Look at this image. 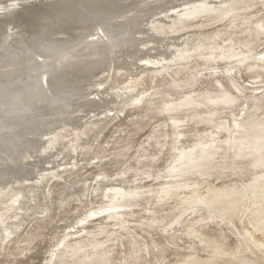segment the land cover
<instances>
[{
    "label": "bare ground",
    "instance_id": "1",
    "mask_svg": "<svg viewBox=\"0 0 264 264\" xmlns=\"http://www.w3.org/2000/svg\"><path fill=\"white\" fill-rule=\"evenodd\" d=\"M149 1L158 5L143 8ZM174 1L40 0L30 4L25 0L18 12L14 3L0 5V207L12 204L11 216L0 219V262L9 248L17 250L21 244L18 253L24 259L43 240L49 225L61 216L88 213L92 210L87 207L89 201L113 197L111 201L117 202L120 196L145 193L142 181L161 168L165 174L156 183L159 199L137 197L139 206L151 204L155 221L141 230L144 240L135 235L131 241L126 228L111 231L103 223L99 235L85 238L84 247L59 264H162L164 254L178 249L168 245L164 222L172 211L186 212L187 205L190 215L202 212L203 217L191 218L187 227L179 228V222L181 230H177L187 231V246L195 240L197 251L208 255V240L213 246L222 235L226 243L230 239L217 209H223L222 214L228 210L227 216L236 220L250 199L257 211L264 210V149H257L264 148V90L247 92L248 87L240 82L245 75L252 83L264 76V50L257 51L264 43V0H223L218 8L219 0L214 8L204 6L209 0H190L186 5H193L192 9L171 12L169 4ZM44 2L49 6L43 7ZM254 2L260 3L258 10L247 7ZM218 15L223 16L224 24L215 30L207 32L204 23H199ZM19 18L23 30H17L14 23ZM191 22L197 25L182 29ZM92 27L102 30L101 35H93ZM143 27L151 29V39L139 46L132 31ZM12 34H16L14 40L3 46ZM230 34L233 36L225 37ZM56 35L61 37L54 39ZM211 47L219 51L205 52ZM218 57L231 61L213 64ZM234 67L238 69L235 73ZM96 82L107 85L104 98L87 96ZM139 87L146 89L140 98L136 95ZM149 88L154 90L149 92ZM103 105L108 111L115 106L113 117L95 116L93 120L86 114L103 111ZM76 106L82 111L76 112ZM123 113L129 116L121 120ZM119 124L125 125L120 129ZM146 127L145 138L135 142V135ZM248 141L257 146L245 150L243 144ZM55 160L61 162L58 168L47 166ZM74 162L79 167H68ZM117 164L115 174L108 173ZM92 168L107 178L104 184H93L94 177L90 182L84 179ZM230 203L234 205H227ZM107 212H102V219L114 223L107 215L118 212ZM80 219L84 224L90 220ZM212 226L213 234L209 232ZM191 227L196 231H190ZM5 235L7 244L2 241ZM107 248L112 253L106 254ZM229 255L218 256L232 259ZM248 256L244 260L253 264ZM200 259V264L216 261H208L205 255Z\"/></svg>",
    "mask_w": 264,
    "mask_h": 264
},
{
    "label": "rangeland",
    "instance_id": "2",
    "mask_svg": "<svg viewBox=\"0 0 264 264\" xmlns=\"http://www.w3.org/2000/svg\"><path fill=\"white\" fill-rule=\"evenodd\" d=\"M28 1V3H35V2H37V1H40V0H26V2ZM187 1H190V0H182V1H178V0H175L174 2H175V4H174V2L173 3H171V4H173V5H171V4H169L170 5V8H172L171 9V12H174V11H181V10H184V9H192L194 6L193 5H186V4H188L189 2H187ZM218 0H212V1H208L209 3H204V6H206V7H211V8H214V7H216L217 5H219V6H217V8L218 7H221L222 6V3H223V0H219L218 2H217ZM5 2H7V3H14V4H16V5H14V10L15 11H19V9L20 8H22L21 6H23V3H21V2H24L25 3V0H3V1H0V5H4V3ZM16 2V3H15ZM149 2H151L150 3V5H148V6H144L143 8H148L149 9V6H150V8H155V6H157L158 4L157 3H154L155 1H149ZM153 2V3H152ZM181 2V3H180ZM183 2H185V3H183ZM187 2V3H186ZM211 2V3H210ZM214 2H217V5L214 3ZM20 3V4H19ZM177 4V5H176ZM260 3H256V2H254L253 4H250V5H248L247 7H249L250 9H253V7H254V9H256L257 8V10H258V8H259V5ZM186 5V6H185ZM252 5V6H251ZM255 5V6H254ZM43 7H48L49 6V3H43V5H42ZM151 6H153V7H151ZM173 6V7H172ZM242 8H244V7H242ZM235 9V8H234ZM237 9H240L239 7L237 8ZM237 9L236 10H233V12H235V11H237ZM19 14V13H18ZM21 15H22V13H20ZM19 17H20V15H18ZM219 16V17H218ZM218 16H216L215 18L213 17V18H210V19H208V20H202L201 22H199L200 24H203L204 23V28L206 29V31L207 32H210V31H212V30H215L217 27H220L221 25H223L224 24V19H223V16H221V15H218ZM121 18V17H120ZM20 19V18H19ZM219 20V21H217V20ZM15 21V22H14ZM13 22L14 23H16L19 27H17V30H23L24 29V26H23V24H22V20L20 19V20H18V21H21V22H18V21H16V20H14ZM204 21V22H203ZM211 21H213V22H211ZM192 23V22H191ZM21 24V25H20ZM221 24V25H220ZM189 25V26H188ZM188 25H185V27L184 28H182V29H184V30H187V28L189 29V28H192V27H194V26H196L197 24L196 23H192V24H188ZM215 27V28H214ZM70 28V27H69ZM208 28V29H207ZM92 34L94 35V34H97L98 32H100L99 33V35H101V31L102 30H100V29H98L97 27L96 28H93L92 27ZM144 29V30H143ZM147 29V30H146ZM212 29V30H211ZM14 30H16V29H14ZM140 30V31H139ZM139 30L137 29V30H134V31H132L133 32V36H134V39H135V37H136V39H135V41H134V43H136V45H139V46H143L144 44H145V42H147L148 40H150L151 39V29H149L148 30V28H146V27H143V28H139ZM145 30L150 34V35H148V33L147 32H145ZM136 31V32H135ZM150 31V32H149ZM141 32V33H140ZM145 32V33H144ZM140 33V34H139ZM146 33H147V35H146ZM144 34V35H143ZM142 35V36H141ZM16 36V34H12V36H10V37H8L9 39H6L8 42L6 43L5 42V44H2L3 46H5V45H10L11 44V41L10 40H14L13 38ZM138 36V37H137ZM142 37L141 39H140V37ZM232 37L233 35H226L225 37ZM58 37H61V35H56V37H54V39L55 38H58ZM144 38H146L147 40H145ZM53 39V40H54ZM140 40H142V41H140ZM2 41V37L0 36V44L2 43L1 42ZM139 42V43H138ZM141 42H144V43H141ZM1 46V45H0ZM6 47V46H5ZM27 48H30V47H28L27 46ZM141 48V47H140ZM31 49V48H30ZM215 50V52L216 51H219V49H215V48H213V47H211V48H208L205 52H212V51H214ZM25 50H26V47H25ZM227 50V49H226ZM264 50V43H260V45L258 46V48H257V51L259 52V51H263ZM221 51V50H220ZM260 56V55H259ZM52 60H53V58H51ZM51 59H50V61H51ZM49 60V59H48ZM218 60H221L222 62H224L223 60H226V57L225 58H220L219 59V57L218 58H216L215 60H213L212 62H213V64H218V63H216V62H219ZM227 60H228V62L229 61H231V59L230 58H227ZM226 60V61H227ZM220 61V62H221ZM215 62V63H214ZM231 63V62H230ZM203 68H204V70H206V71H209L208 70V68L207 69H205L206 68V66L205 65H203ZM214 69H216V68H214ZM214 69H212V70H214ZM217 70H219V68H217ZM232 71L235 73L236 71H238V69L236 68V67H234L233 69H232ZM204 72V71H203ZM242 77H244V78H242V79H240V82H243L245 85H246V87H248L247 88V92L249 91V92H255L256 91V93H259L260 91H263L264 90V76H262V77H260V78H258V80H257V82L255 83V82H251L250 80H252V79H250V78H247V76L245 75V76H242ZM243 79H244V81H243ZM249 82V83H248ZM251 82V83H250ZM97 83V84H96ZM96 83H94L95 85H93L94 87H92V89L90 90V91H88V94H87V96H89V97H93V98H104L103 97V95L105 94V93H107L106 91H108V89H107V85H102L101 86V84H99L98 82H96ZM101 87V88H100ZM106 88V89H105ZM140 89H138L137 90V92H136V95H137V97H138V95H139V98H140V96H142L145 92L144 91H146V89H144V88H141V87H139ZM103 90L104 91V93H102L100 90ZM95 92H94V91ZM106 90V91H105ZM154 90V88H149V92L150 91H153ZM109 92V91H108ZM144 92V93H143ZM92 93V94H91ZM97 93V94H96ZM138 93V94H137ZM143 93V94H142ZM95 94V95H94ZM99 94V95H98ZM100 94H102V95H100ZM141 94V95H140ZM146 94V93H145ZM136 97V96H135ZM136 97V98H137ZM12 100V99H11ZM143 101V100H142ZM77 102H82V105H83V101L82 100H79V101H77ZM144 102H146V100L144 99ZM144 102H139V104L140 105H143L144 106ZM138 103V102H137ZM139 104H137V105H139ZM81 105V104H80ZM79 105V106H80ZM79 106H76L74 109L76 110L77 108V110H76V112H79L80 110L82 111V109L79 107ZM104 106V105H103ZM113 105H111V107H110V109H109V111L107 110V109H105V106H104V110L103 111H101V109H97V111H96V109L95 110H91V111H86V114H88V115H92L91 116V118H94L93 120H95L96 118H95V116L96 117H108V118H110V117H113L114 115H113V113H114V107L115 106H113ZM106 107H108L109 108V106L107 105ZM114 108V109H113ZM93 111V112H92ZM101 111V113H98V112H100ZM105 111V112H104ZM112 112V114H111V112ZM106 112H108V114L106 113ZM238 111H236V113H237ZM24 113V114H23ZM91 113V114H90ZM20 114H22V117L26 114L25 112H22V111H20ZM83 114H85V112L83 113ZM95 114V115H94ZM124 115H123V117H122V114H120V116H119V119H121V120H123V119H126L125 118V116H129L128 114H125V113H123ZM93 115H94V117H93ZM58 115H55V117H57ZM110 116V117H109ZM232 116H234V117H237L236 115H232ZM25 117V116H24ZM105 117V118H106ZM91 118H89L90 119V121H93V120H91ZM105 118H101V119H105ZM20 119V118H19ZM23 119H25V118H23ZM87 122H89V120L87 121ZM160 122H162V121H160ZM123 125H125V124H119V127L120 126H122V127H120V129H122L123 128ZM146 129H148L146 132H145V130ZM118 130V129H117ZM149 131V127H146V128H143L142 130H140V132L139 133H137L136 135H135V137H134V141L135 142H138V141H140L141 139H143V137L147 134V132ZM142 132V133H141ZM144 134V136H142ZM116 135H117V133H116ZM139 135V136H138ZM141 135V136H140ZM137 136H138V138H137ZM145 138V137H144ZM250 142L248 141V142H246L245 144H247V145H245V144H243V147H244V149L246 150V149H248V148H253V147H255V146H257V145H252L251 143L249 144ZM253 144H255V143H253ZM249 145H250V147H249ZM78 146H80L81 147V145L78 143ZM79 147V148H80ZM238 147V145L236 144V148ZM246 147V148H245ZM257 149H259V150H263L264 148H263V146H260V147H258L257 146ZM236 150H238V148L236 149ZM97 159L95 158V159H93L92 161L94 162V161H96ZM60 160H58V161H53V164L51 163V165H49V164H47V166H49V167H55V168H58V164L59 163H61V162H59ZM62 161V160H61ZM59 162V163H58ZM77 162H78V164L79 165H81V164H83V160H80V159H77ZM77 162H74V164H69L68 165V167L70 166V168H72V169H76L77 167H79V165L77 164ZM81 163V164H80ZM76 166V167H75ZM118 166V164L117 165H113L112 166V168H110L109 170H108V173H114L115 174V170H117L118 168H119V166ZM167 167V166H166ZM164 168H165V166H164ZM50 169H52V168H50ZM162 169V171L161 170H159V172L156 174V173H152L151 175H148L146 178H145V180H143L142 182L144 183V185L145 186H143L144 187V191H146L145 193L144 192H141V193H135L134 195H126V196H124V197H122V196H120L121 197V199L122 200H126V199H128V200H126V202H124L123 201V203L122 202H120L119 200H121V199H119L117 202L116 201H111V199L113 198V197H111V198H109L108 199V201L106 200V201H101L100 199H98L97 201H95V202H91V201H89L88 203H87V207H92V208H90V209H92V210H88V213H83V214H81L80 216H72V215H69V216H61V217H59L54 223H52L51 225H49L46 229H45V233H44V235H43V240L40 242V243H38V246H36V247H34V248H32L29 252H28V254H27V256L26 257H24V259L23 258H21L22 256H23V254H19L18 252L20 251V249L19 248H23V244H21V245H19L18 246V249L17 250H14V247H12V248H9L7 251H6V253L3 255V257H4V259L0 262V264H59V262L61 263V261H63V260H65V259H67L69 256H70V254H72L73 253V251L74 250H76V249H78V248H80V246L82 247L83 245H84V240H85V238H93V236H97V235H99V233H98V231L97 230H99V228H100V226L103 224V223H105V225H107V227H108V229L110 230L111 229V231H114V229L115 228H122V229H125V233L127 234V236H128V239L129 240H131L132 241V239L134 240L135 238H134V236L136 235V236H138L140 239H145V238H143L144 236V234H145V232H143V231H141V230H146L147 229V227H150V226H152L153 225V223H155V221L153 220V217H152V210H150L149 208L151 207V204H149L148 205V203H147V205L146 206H139L138 204H136L137 203V201H138V199H137V197H140L141 196V198H144V197H147V196H153L154 198H157V199H159L158 197H157V195H158V191H157V187H158V185H159V183H160V181L162 180V178L160 177L161 175H162V172H164V170H163V168H161ZM95 171H97V169L96 168H92L90 171H88V173H87V175L84 177V179L85 178H88L89 180V182L92 180V178L94 179V181H93V184H99V183H103L104 181H107V178H102L101 176H99V175H97L96 174V172ZM115 171V172H114ZM94 172V173H93ZM93 173V174H92ZM160 173V174H159ZM89 174V175H88ZM91 174V175H90ZM114 174H112V175H110V178H113L114 177ZM164 174H165V172H164ZM112 176V177H111ZM152 176V177H151ZM89 177H91V178H89ZM150 177V178H149ZM164 179H169L168 177H166V178H164ZM95 181H97V182H95ZM99 182V183H98ZM158 185H157V184ZM104 184V183H103ZM154 185V186H153ZM98 186V185H97ZM156 186V187H155ZM100 189H102V188H100ZM138 189V188H137ZM148 189H150L151 190V192L148 190ZM152 189H153V192H152ZM155 190V191H154ZM140 191V190H139ZM147 191H149V192H147ZM154 193V194H153ZM141 194H143V195H141ZM152 194V195H151ZM127 197V198H126ZM125 198V199H124ZM121 200V201H122ZM99 202V203H98ZM105 202V203H104ZM120 203L118 206H114L116 203ZM128 202V203H127ZM101 203V204H100ZM127 203V204H126ZM229 203V202H228ZM129 204V205H128ZM141 204V203H140ZM202 204H204V203H202ZM249 204V205H248ZM95 205V207H93ZM136 205V206H135ZM227 205H234V204H232V203H230V204H227ZM14 206H16L15 204H13V207ZM103 206V207H102ZM105 206V207H104ZM133 206V207H132ZM135 206V207H134ZM245 206H246V208H245ZM139 207V208H138ZM188 205H187V211L186 212H184L183 210H177V211H172L169 215V217L167 218V217H165V218H167L166 219V221L164 222V226L165 227H163V228H165L164 230H163V234H165V235H167V240H168V245H170V246H176V247H178V249H175V250H172V251H168V253H166V254H164L163 255V262H162V264H193L194 262V264H200V261H201V259L199 260V258L200 257H202V256H208L210 259H208V261L209 260H212V259H214V260H216V261H214V263L213 264H227V263H231V264H252L250 261H245L244 259H247V255H248V253H249V256H248V258L249 259H251L252 261H253V264H256V263H258V264H264L263 262H264V238L262 239L261 237L263 236L262 234L263 233H261V231L262 232H264V210H256L255 208H256V206H254L253 205V203H251V201H250V199H248L247 201H245V204L242 206V208H241V210H240V214H241V217H237L236 218V220H235V218L233 219V218H231L230 219V217H228L227 216V213H228V210L226 211L227 213H224V214H222L223 213V209H217L216 210V208H215V210H216V212H217V214L220 216V217H222L223 216V218H220L221 219V222H224V226H225V228H224V230H225V232L228 234V237L230 238L229 239V241L226 243V241H227V239L225 240V241H223L221 238H223L222 236H220V238H218V240H217V243H215L213 246H212V240L210 239V240H208L207 241V243H208V245H207V243H205V245H207L208 246V248H209V250H208V255H207V253L206 252H201V251H197V250H200L199 248H198V244H197V242L194 240V242H191L190 244H189V246H187L188 245V242L187 241H185V237H186V235H184L186 232L184 231V232H182V233H180L181 231H179V230H181V229H179V228H182L183 226H188L190 223H192V219H193V217H195V219L197 220V219H199V217H203V214H202V212H200V214H198L197 216H194V215H190V210L188 209ZM247 207H249V209H247ZM86 208V207H85ZM210 208V207H209ZM244 208H245V210H244ZM134 209V210H133ZM139 209V210H138ZM141 209H142V211H141ZM107 210H116L118 213H115V214H112V215H107V219H111L112 221H114V223L113 222H111V221H107V220H103L102 219V216H103V214L104 213H102L103 211L105 212V214L106 213H108L107 212ZM189 210V211H188ZM138 211H140V212H138ZM256 212L255 214H254V212ZM131 212H132V214H131ZM181 212H183V213H181ZM11 213H12V204L11 203H6L5 205H3V206H1L0 207V219H7L9 216H11ZM133 213H135V214H133ZM174 215H176V216H174ZM179 214V215H177V214ZM192 213V212H191ZM215 213V212H214ZM246 213V214H245ZM261 213V214H260ZM128 214V215H127ZM145 214V215H144ZM172 214V215H171ZM183 214V215H182ZM240 214H238V216L240 215ZM41 217H43V215L44 214H39ZM88 215V216H87ZM227 217H226V216ZM251 215V216H250ZM255 215V216H254ZM259 215V216H258ZM132 216V217H131ZM188 216V217H187ZM261 216H262V218H261ZM80 217H88L90 220L87 222V223H85L84 224V222L83 223H81L80 221L82 220V219H80ZM101 217V218H100ZM124 217V218H123ZM129 217V218H128ZM145 217V218H144ZM152 217V218H151ZM198 217V218H197ZM258 217V218H257ZM121 218V219H120ZM150 218V219H149ZM192 218V219H191ZM200 218V219H201ZM225 218V219H224ZM241 218V219H240ZM247 218V219H246ZM256 218V219H255ZM70 219V220H69ZM129 219V220H128ZM171 219V221H169ZM222 219H223V221H222ZM238 219V220H237ZM258 219V220H257ZM23 220V219H22ZM128 222H127V221ZM152 220H153V222H152ZM168 220V221H167ZM24 221V220H23ZM22 221V222H23ZM123 221V222H122ZM151 221V222H150ZM228 222V224H227V222ZM235 221H237V222H235ZM255 221H258V222H255ZM259 221H261V223L259 222ZM71 222V223H70ZM80 222V223H79ZM107 222V223H106ZM150 222V223H149ZM172 222V223H171ZM180 222V223H179ZM205 222V221H204ZM256 223V225H254L255 223ZM109 223H110V225H112V226H110L109 225ZM113 223V224H112ZM119 223V224H118ZM122 225H121V224ZM177 223H179V225H177ZM231 223V224H230ZM260 224V226L258 225V224ZM28 224V223H27ZM59 224V225H58ZM85 226H84V225ZM98 226H97V225ZM126 224H128V226L126 225ZM144 224V225H143ZM185 224V225H184ZM230 224V225H229ZM261 224H263V225H261ZM109 225V226H108ZM120 225V226H119ZM169 225V226H168ZM251 225V226H250ZM253 225V226H252ZM25 227H26V224L24 225ZM114 226V227H113ZM178 226H179V228H178ZM256 226V227H255ZM259 226V227H258ZM262 226V227H261ZM30 227V224L29 225H27V228H29ZM129 227V228H128ZM176 229H175V228ZM26 228V229H27ZM167 228H169V229H167ZM249 228V229H248ZM251 228V229H250ZM25 229V228H24ZM129 229V230H128ZM176 231H175V230ZM177 229H179V230H177ZM257 229H259V231H257ZM127 230V231H126ZM192 230H194V231H196V228H192L191 227V229H190V231H192ZM209 232L211 233V234H213L214 232H215V228L212 226V227H210L209 228ZM256 231V234H255V231ZM261 230V231H260ZM167 231V232H166ZM251 231V232H250ZM260 233L259 235L257 234V233ZM93 233V234H92ZM192 233V232H191ZM244 234L243 236H245V238L242 236V235H240V234ZM28 234V233H27ZM88 234V235H87ZM131 234V235H130ZM193 235H199V233L197 234V233H195V234H193ZM248 235V236H247ZM254 235V236H253ZM257 235V236H256ZM261 235V236H260ZM6 236H8V235H5V236H3V239H2V241H3V243H9V239L6 237ZM24 236H28V235H24ZM48 236V237H47ZM54 236V237H53ZM87 236V237H86ZM89 236V237H88ZM238 236V237H237ZM254 238H253V237ZM173 237V239H170V238H172ZM196 237V236H195ZM194 237V238H195ZM193 238V237H192ZM241 238H244L245 240H243V239H241ZM252 238V239H251ZM169 239L170 240H172V241H169ZM181 239V240H180ZM261 239V240H260ZM27 240V239H26ZM221 241V243H219L220 241ZM235 240V241H234ZM241 240V241H240ZM251 240V241H250ZM257 240V241H256ZM259 240V241H258ZM84 241V242H83ZM219 241V242H218ZM223 241V242H222ZM237 241V242H236ZM244 241V242H243ZM246 241H248V242H246ZM256 241V242H255ZM262 241H263V243H262ZM14 243H16L15 241H13ZM202 242V241H201ZM261 242V243H260ZM77 243H78V245H77ZM176 243V244H175ZM196 243V244H195ZM240 243V244H239ZM246 243V244H245ZM248 243V244H247ZM254 243V244H253ZM256 243V244H255ZM35 244V243H34ZM47 244H49V245H47ZM210 244V245H209ZM23 245V246H22ZM42 247H41V246ZM74 245V246H73ZM196 245V246H195ZM221 245H224V246H220ZM240 245H241V247H240ZM249 245V246H248ZM187 246V247H186ZM196 248H195V247ZM219 246V247H218ZM257 246V247H256ZM38 247V248H37ZM84 247V246H83ZM88 247V246H87ZM188 247H189V249H188ZM194 247V248H193ZM215 247V248H214ZM217 247V248H216ZM230 247V248H229ZM234 247H236L237 248V250H236V248H234ZM240 247V248H239ZM244 247V248H243ZM247 247V248H246ZM259 247H261V248H259ZM186 248V249H185ZM234 248V249H233ZM252 248H253V250H252ZM255 248V249H254ZM34 249V250H33ZM108 249V248H107ZM112 249V248H111ZM185 249V251H186V253H185V251H183ZM192 249V250H191ZM196 249V250H195ZM217 249H219L218 251H216ZM224 249V250H223ZM243 249H244V251H243ZM261 249V250H260ZM37 250V251H36ZM39 250V251H38ZM65 250V251H64ZM182 250V251H181ZM230 250H231V252H230ZM233 250V251H232ZM241 250V251H240ZM35 251V252H34ZM50 251V252H49ZM110 251V252H109ZM157 251V250H156ZM213 251V252H212ZM223 251V252H222ZM237 251H238V253H237ZM257 251V252H256ZM261 251H263V252H261ZM112 253L111 252V250L110 249H108V251L106 250V254H109V253ZM190 252V253H189ZM196 252V253H195ZM216 252V253H215ZM230 252V253H229ZM234 253L237 257H238V255H240L239 256V259L238 258H236L235 257V255H233V254H231V253ZM241 252V253H240ZM253 252V253H252ZM256 252V253H255ZM259 252V253H258ZM34 255H33V254ZM138 253L139 254H141L139 251H138ZM201 253V254H200ZM215 253V254H214ZM221 253H223L224 255L227 253V255H231V258L233 259H220V257H224V255L222 254L221 255ZM32 254V255H31ZM65 254V255H64ZM220 256H218V255ZM244 254L246 255V256H244ZM251 254V255H250ZM252 254H254V255H252ZM262 255V257L261 256H259V255ZM201 255V256H200ZM229 255V256H230ZM256 255H257V257H256ZM10 256V257H9ZM39 256V257H38ZM143 256V255H142ZM165 256V257H164ZM244 256V259H243V262H242V257ZM251 256H254V257H251ZM259 256V257H258ZM17 257V258H16ZM235 257V258H234ZM29 258V259H28ZM39 260H38V259ZM41 258V259H40ZM56 258V259H55ZM195 260H194V259ZM257 258V259H256ZM259 258V259H258ZM217 259H219V260H217ZM234 259L236 260V262L234 261ZM241 259V260H240ZM230 260H231V262H230ZM238 260V261H237ZM39 261V262H38ZM245 261V262H244ZM258 261V262H257ZM261 261H262V263H261ZM203 262V261H202ZM235 262V263H234ZM84 264V263H83Z\"/></svg>",
    "mask_w": 264,
    "mask_h": 264
}]
</instances>
